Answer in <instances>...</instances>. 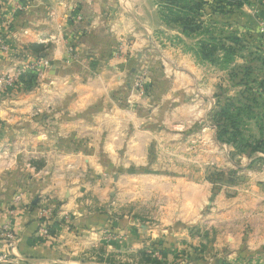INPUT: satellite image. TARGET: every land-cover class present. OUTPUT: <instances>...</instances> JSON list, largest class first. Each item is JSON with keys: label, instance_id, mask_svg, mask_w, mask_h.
<instances>
[{"label": "rangeland", "instance_id": "rangeland-1", "mask_svg": "<svg viewBox=\"0 0 264 264\" xmlns=\"http://www.w3.org/2000/svg\"><path fill=\"white\" fill-rule=\"evenodd\" d=\"M194 1L0 0V264H264V0Z\"/></svg>", "mask_w": 264, "mask_h": 264}, {"label": "trees", "instance_id": "trees-1", "mask_svg": "<svg viewBox=\"0 0 264 264\" xmlns=\"http://www.w3.org/2000/svg\"><path fill=\"white\" fill-rule=\"evenodd\" d=\"M171 1L172 2H169V8H170L169 10L175 15V17L172 19L173 23H176L182 26L183 30L186 33L187 32L194 33V32L201 30V26L196 17L198 14L197 10L200 7L199 2L194 1L193 4L185 6V5H182V0H171ZM216 48H217L216 45H214V48H213L212 46L207 44L205 40L201 41L198 47L199 56H201L202 59H212V55L214 51L216 50ZM231 108H233V111H237V113L232 112ZM240 113H241V107H238L232 103V104H228V107L223 108L219 111V117L221 119L230 121L232 124V128L237 130L238 131L237 133H240L237 127L239 125H242L241 123L244 124V120L242 119V116L239 115ZM222 133H228V134L234 135V132L229 131L228 126L226 125H223V128L221 129L220 134L222 135ZM255 144L256 146L250 145L251 152H257L258 148L264 149V140L257 139Z\"/></svg>", "mask_w": 264, "mask_h": 264}, {"label": "crops", "instance_id": "crops-1", "mask_svg": "<svg viewBox=\"0 0 264 264\" xmlns=\"http://www.w3.org/2000/svg\"><path fill=\"white\" fill-rule=\"evenodd\" d=\"M41 3H43V1ZM20 29L21 28H19L18 30H20ZM25 29L26 28H24V30ZM35 33H36V30H35L34 34L32 35V37L30 36V39H28L29 40L28 42L32 41V43H36V34ZM20 35H21V33L19 32L17 34V36H20ZM22 42H24V40L18 41L17 43H18V45H21V44H23ZM17 43H15L16 46H18ZM5 61L1 60V62H4L5 64H8ZM7 174H8V172H7V164L1 162L0 163V226L5 224V223H7L8 220L10 219V217H11V215L9 214L8 209H7V205H8V202L6 201L7 200V196H6V193H5V195L3 193L4 191L6 192L7 189H8L7 185H5L6 182H7ZM14 222H15V220H14ZM22 222L23 221H21L20 223L18 222V227H20L22 229H28V228H25L24 226L21 225ZM16 224H17V222H16ZM28 233H29L28 231H24L23 235H21V237H20V239H19V241L17 243V246H16V250H17L18 253L19 252L21 253L22 250H24L26 247H28L29 246V242H32L33 246H36V244L34 243V240H32L31 237H30L31 235L28 234ZM32 236L34 237L35 235L32 234Z\"/></svg>", "mask_w": 264, "mask_h": 264}, {"label": "built area", "instance_id": "built-area-1", "mask_svg": "<svg viewBox=\"0 0 264 264\" xmlns=\"http://www.w3.org/2000/svg\"><path fill=\"white\" fill-rule=\"evenodd\" d=\"M263 28H264V25H263ZM7 47L8 46L5 44V42L2 39H0V51H6V50H8Z\"/></svg>", "mask_w": 264, "mask_h": 264}]
</instances>
